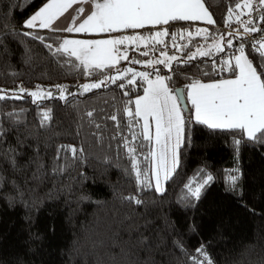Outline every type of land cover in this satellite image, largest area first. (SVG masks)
Wrapping results in <instances>:
<instances>
[{
	"label": "trees",
	"instance_id": "16d2710c",
	"mask_svg": "<svg viewBox=\"0 0 264 264\" xmlns=\"http://www.w3.org/2000/svg\"><path fill=\"white\" fill-rule=\"evenodd\" d=\"M47 1L0 0V89L15 90L22 85L36 90L39 85L54 94L37 103L27 94L0 101V264H193L191 257L197 256L196 249L202 244L214 264H264V144L245 139L237 154L233 137L238 133L212 130L193 118L186 125L179 150L180 165L164 185L163 194L154 188L138 191L122 146L124 137L131 139L123 109H133L134 100L146 87L139 77L135 84H128L131 73L126 69L153 73L151 77L155 71L172 75L170 86L184 89L192 79L207 83L233 78L221 66L225 60L234 63L237 48L243 44L258 72H264L253 47L261 32L245 34L236 19L237 15L242 22L252 18L264 29L260 20L264 9L254 8L251 16L246 8L236 9L226 24L228 10L235 8L237 0H206L215 21L207 28V40L195 35L202 25L171 22L166 26L170 33L185 34L183 39L177 37L175 46L169 36L155 50L151 45L141 51L130 47L128 60L121 59L116 66L90 76L75 57L56 52L62 35L23 27ZM26 31L44 37V42L24 36ZM188 32L193 35L189 37ZM229 40L231 48L227 47ZM214 43L223 51L212 49L211 56L196 55L187 61L189 53L198 48L209 50ZM162 50L178 57L172 62L175 74L163 64L147 65L148 60L164 59ZM143 51L148 56L141 55ZM137 60L142 63L133 62ZM118 72L123 79L115 83L109 80L99 89L79 90ZM120 84L125 87H118ZM56 85L67 89L66 100L58 98ZM126 91L128 95H124ZM186 103L189 109V101ZM48 109L51 119L42 124V113ZM114 114L117 121L108 118ZM134 143L142 167L148 166L145 156L152 143L142 138ZM61 145L82 148L83 153L73 160L70 152H61L65 170L53 174ZM236 167L241 173L239 196L227 190L231 189L230 170ZM206 174L213 181L202 189L197 201L185 185L201 181ZM129 195L138 196L142 203L126 200Z\"/></svg>",
	"mask_w": 264,
	"mask_h": 264
},
{
	"label": "snow or ice",
	"instance_id": "6c2138e0",
	"mask_svg": "<svg viewBox=\"0 0 264 264\" xmlns=\"http://www.w3.org/2000/svg\"><path fill=\"white\" fill-rule=\"evenodd\" d=\"M84 2H90L92 8L82 22L77 24L80 15L85 13L84 8L80 7L76 9L77 15L72 18L67 28H53L56 20L69 8H72L73 4ZM242 8L248 9L247 14L251 16L254 10L253 0H244L243 4H240L237 0L235 8H229L228 10L229 20L226 21V24L231 21L235 10ZM260 9H264V0H258V7L255 10L259 11ZM236 19L237 22L242 23L245 34L251 35L254 32H261L260 40L253 47L261 58L260 66L264 67V29L257 27L252 18L242 22L239 15H237ZM260 20L264 22V16H261ZM177 21H203L209 25L215 24L208 7H206V0H48L34 15L25 21L23 27L68 33L105 34L120 33L127 30L135 31L146 27L158 28ZM23 35L38 39L41 43L44 42V37L33 36L31 32L26 31ZM184 35L180 32L170 33L169 29L165 27L149 35H122L118 38L99 40L65 39L57 47L56 52L61 54L70 52V56L75 57L79 61V65L91 76L106 67H113L120 59L128 60L127 49L121 46L135 45L139 48L143 45L148 48L151 45L152 50H155L156 45L165 44V37L171 36L175 46L177 37L183 39ZM187 35L191 37L193 34L188 32ZM195 35L203 36L206 40L209 38L207 28H197ZM229 35H232V33H229ZM220 39L224 38L220 37ZM0 43H3L2 39H0ZM46 47L51 49L52 45L48 44ZM227 47H233L232 41L227 42ZM212 49L217 52L223 51L219 43H214L209 50L198 48L196 53H189L187 61H191L196 55L211 56ZM237 51L239 55L234 56V63L225 60L221 66V70L227 69L232 73L233 78L210 83L192 79L184 86V89L170 86L173 79L172 75H161L159 71H155V78L152 79L150 77L153 73L134 72L131 68L126 69L127 73H131V77L127 80L128 84H135L136 78L139 77L147 85L143 89V95L135 99L134 110L128 107L123 109L128 117L126 127L131 133V139L124 137L122 146L126 149L128 158L131 161V169L135 173L138 191L154 187L157 193H164V185L172 178L180 165L179 150L185 141L186 125H190L193 118L196 124L205 125L209 129L238 133V136L233 137L237 154L241 143L245 139L253 144H264V79H262L264 72H258V68L249 59V55L245 54L243 44L237 48ZM141 55L148 56V51L141 52ZM161 55L164 59L148 60L147 65L151 67L154 64H163L175 74L172 62L177 61L178 57L169 56L163 50ZM133 62L142 63L138 60ZM118 79H123L119 72L115 76L104 77L99 82L84 84L82 86L83 91L89 92L92 89H99L107 81L111 80L112 83H115ZM55 87L59 93L58 98L66 100L65 93L67 89L60 85ZM118 87L124 88L125 85L120 84ZM24 93L33 98V103L54 98L51 91L45 90L39 85L36 86L34 91L25 89L22 85H17L11 96L8 95V90L0 89V101L21 99ZM124 95H128V92H124ZM182 98H186L191 105L188 109L187 119L184 107L180 103ZM193 110L194 117L191 115ZM87 115L91 117L93 113L89 111ZM108 118L117 121V115L115 114ZM50 119L51 109H48L42 113L41 123L43 124ZM141 120L143 121L142 125L140 124ZM150 121L155 124L154 137L150 131ZM135 125H140L141 131L139 133L132 131ZM96 127H99V125H96ZM116 127L119 129L120 124L117 123ZM2 132L3 130L0 129V136H2ZM141 137L149 144L154 140L156 145V151H149L145 156V160H151L154 163L151 177H149L147 170H141L137 158V146L134 142ZM141 147H143V144H141ZM61 152H70L72 159L77 160L80 158L78 153L82 154L83 149H78L72 145L59 146L57 155L54 158L59 163L53 165V174L65 170V165L61 161ZM40 168H43V165ZM200 171L202 173L203 169ZM231 173H235V175ZM153 179L155 181L154 185L152 183ZM228 179L233 189H235L241 179L239 167L230 170ZM211 181H213V176L206 174L201 181H189L185 187L189 196L198 201L202 189L209 185ZM194 184L195 186H193ZM187 198L186 196L185 199ZM125 199L137 205L142 203L136 195H129ZM176 243L178 247L183 248L179 241ZM196 253L197 256L203 257V259L193 256L191 257L193 264H214L205 245L202 244L196 249Z\"/></svg>",
	"mask_w": 264,
	"mask_h": 264
},
{
	"label": "crops",
	"instance_id": "0c3cea01",
	"mask_svg": "<svg viewBox=\"0 0 264 264\" xmlns=\"http://www.w3.org/2000/svg\"><path fill=\"white\" fill-rule=\"evenodd\" d=\"M48 2V1H47ZM46 2V3H47ZM43 6V5H42ZM41 6V7H42ZM80 7H83L84 10H85V13L83 15H80V18L79 20L77 21V24L79 22H82V20L84 18H86V15L89 14L91 8H92V5L90 2H84V3H77V4H73L72 8H69L61 17H59L56 22L54 23L53 25V28H58V29H64V28H67L71 21H72V18L74 16L77 15V12H76V9L80 8ZM39 10V9H38ZM37 10V11H38ZM35 12L32 14L34 15ZM31 15V16H32ZM30 16V17H31ZM29 17V18H30ZM28 18V19H29ZM186 22V21H184ZM188 23H193V24H198V25H202L203 28H209V27H213V25H209L207 24L206 22H203V21H187ZM166 26H160L158 28H144V29H140V30H127L125 32H120V33H105V34H88V33H68V32H65V31H49L47 29H28V30H31V31H44V32H49V33H57V34H60L63 36V40L65 39H68V40H99V39H110V38H118L122 35H135V34H142V35H149V33H146V31L148 30H151L153 32L157 31V29H161V28H165ZM63 42V41H62ZM134 45H126V46H121L122 48H126L127 49V52L126 54H128V51L130 49V47H133ZM144 47V46H143ZM150 47V46H149ZM148 47V48H149ZM148 48H144L143 50H147ZM67 54L70 55V52H68ZM121 60V59H120ZM119 60V61H120ZM124 60V59H123ZM119 63V62H118ZM117 63V64H118ZM117 64H115L114 66H116ZM113 66V67H114ZM207 83H210V82H207ZM190 103V102H189ZM194 113V111H193ZM194 117V116H193Z\"/></svg>",
	"mask_w": 264,
	"mask_h": 264
},
{
	"label": "rangeland",
	"instance_id": "374dc122",
	"mask_svg": "<svg viewBox=\"0 0 264 264\" xmlns=\"http://www.w3.org/2000/svg\"><path fill=\"white\" fill-rule=\"evenodd\" d=\"M253 3H254V8H256L257 6H258V0H253ZM244 11H246V9H244ZM244 11H241V13L242 12H244ZM134 47H136L135 45H134ZM145 47H143V45H141L139 48H137L139 51H141L142 49H144ZM150 78H152V79H154L155 77H150ZM91 84V83H90ZM83 86V85H82ZM80 87V92H84L83 91V87ZM147 86V85H146ZM93 90V89H92ZM34 91V90H33ZM13 93V90H8V94H12ZM24 94H27V93H24ZM135 101V100H134ZM134 108H135V105L133 106V110H134ZM194 111V110H193ZM193 116H194V113H193ZM142 123H143V121L141 120L140 121V124L142 125ZM150 124H151V129H150V131H151V133H152V135H153V137H154V135H155V124H154V122H152V121H150ZM133 131H135L136 133H139L140 131H141V129H140V125H135L134 126V128H133ZM142 138V137H141ZM149 151H156V145H155V142H154V140H153V142H152V145H151V149H149ZM127 152V151H126ZM138 160H139V163H140V168H141V170L142 171H144V170H147L148 171V175H149V177H151L152 176V169L154 168V163L151 161V160H149V165L148 166H145V167H142V165H141V159L140 158H138ZM130 169H131V164H130ZM131 171H132V169H131ZM133 172V171H132ZM133 175L135 176V173L133 172ZM152 183H153V185H154V183H155V181H154V179L152 180ZM229 185H228V187L229 188H231V189H227V190H230L232 193H234L235 195H237V196H239L240 195V193H241V186H240V180H239V182H238V185L236 186V188L235 189H233V187L231 186V184L230 183H228ZM154 188V187H153Z\"/></svg>",
	"mask_w": 264,
	"mask_h": 264
},
{
	"label": "water",
	"instance_id": "95a60500",
	"mask_svg": "<svg viewBox=\"0 0 264 264\" xmlns=\"http://www.w3.org/2000/svg\"><path fill=\"white\" fill-rule=\"evenodd\" d=\"M179 89H182V88H179ZM180 103H181V105L184 107V110H185V112H186L187 109H188V107H187V103H186L185 98H182V99L180 100Z\"/></svg>",
	"mask_w": 264,
	"mask_h": 264
}]
</instances>
